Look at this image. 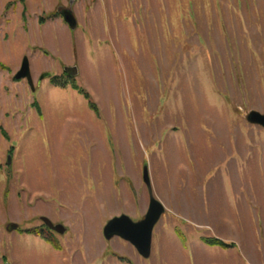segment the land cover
<instances>
[{
  "label": "rangeland",
  "instance_id": "374dc122",
  "mask_svg": "<svg viewBox=\"0 0 264 264\" xmlns=\"http://www.w3.org/2000/svg\"><path fill=\"white\" fill-rule=\"evenodd\" d=\"M24 57L33 91L14 79ZM250 111L264 114V0H0V261L136 264L102 231L131 218L117 209L139 201L145 168L157 201L154 181L176 173L238 208V177L263 249L264 129Z\"/></svg>",
  "mask_w": 264,
  "mask_h": 264
},
{
  "label": "crops",
  "instance_id": "0c3cea01",
  "mask_svg": "<svg viewBox=\"0 0 264 264\" xmlns=\"http://www.w3.org/2000/svg\"><path fill=\"white\" fill-rule=\"evenodd\" d=\"M147 172L149 177V171L147 170ZM228 175L236 199L234 203H242V206L237 205L238 208H233L225 198L220 196L214 201L209 190L205 193H193L188 190L186 186L194 185L197 187L196 180L192 177H189V182L185 183L184 186L176 173H170L167 178L154 181V185L160 189L156 196L162 206L166 207L168 213L164 219H160L155 225L149 257L143 259H151L150 264H264V247L262 249V246L258 245V241H255V230L250 224L252 218L250 219L247 202L241 192L242 185L235 186L233 179L237 181L239 178H233L230 173ZM150 177L149 189L152 194ZM144 185L145 191H147L148 186ZM121 187L124 188V183L121 184ZM145 191L139 201L137 198L135 202L131 200L130 205L129 202L125 201V205L128 204V206L117 209V213L123 211L133 221H139L149 207L150 193ZM123 199L126 198L123 197ZM193 224L207 226V228L202 229V231L198 229L196 233L192 234L188 228ZM218 226L222 227L223 230ZM179 234L182 238L179 237ZM156 235H158L156 238L157 250L153 254V238L155 239ZM203 236L219 239L230 246H208L203 243ZM114 238L118 237L112 239ZM191 247L195 248L194 252ZM124 250L128 254L127 257L134 260L136 264H145L140 262L139 257L141 256L128 242H126ZM211 253L216 254L212 255L217 259L219 257V260L211 259ZM2 263L0 261V264Z\"/></svg>",
  "mask_w": 264,
  "mask_h": 264
},
{
  "label": "water",
  "instance_id": "95a60500",
  "mask_svg": "<svg viewBox=\"0 0 264 264\" xmlns=\"http://www.w3.org/2000/svg\"><path fill=\"white\" fill-rule=\"evenodd\" d=\"M60 15L63 21L71 30L76 28L77 23L71 10H62L60 11ZM64 71L69 76H76L77 74V69L74 67H65ZM46 76H50V74L43 75L41 79ZM14 79L25 80L31 90H34L29 61L27 57L23 58L19 70L14 75ZM246 121L251 125H256L264 129V114H260L256 111H250L246 116ZM9 162L10 159H8V163ZM143 182L149 188L147 168H145L143 171ZM164 212L165 210L162 204L153 196H150L149 207L142 220L134 222L126 215L114 217L109 220L104 226L102 231L103 237L105 240H110L113 237H118L131 244L135 248L139 256H141L142 258H148L151 249L153 229ZM40 219L42 223L52 232L58 235H63L65 233L66 230L61 224L54 225L50 220L44 217ZM15 228L16 226L14 224H10L6 227L7 231H12Z\"/></svg>",
  "mask_w": 264,
  "mask_h": 264
},
{
  "label": "trees",
  "instance_id": "16d2710c",
  "mask_svg": "<svg viewBox=\"0 0 264 264\" xmlns=\"http://www.w3.org/2000/svg\"><path fill=\"white\" fill-rule=\"evenodd\" d=\"M52 82L55 83L56 85H60V86L65 85V83H61L60 81H56L55 78H52ZM72 87H73V89L77 90L79 92V94H81L86 100H88L89 106L97 112L95 105L89 101L88 94L83 89L79 88L77 85H73ZM46 241L49 244L53 245L51 240L46 239ZM202 241H203V243H205L208 246H220V247H229L230 246L229 244H227V243H225L219 239L213 238V237H202Z\"/></svg>",
  "mask_w": 264,
  "mask_h": 264
}]
</instances>
